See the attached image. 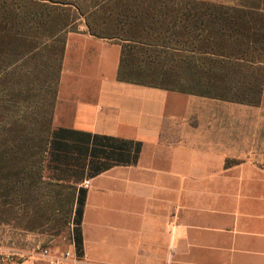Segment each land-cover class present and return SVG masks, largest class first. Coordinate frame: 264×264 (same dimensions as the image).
Wrapping results in <instances>:
<instances>
[{
    "label": "crops",
    "instance_id": "obj_1",
    "mask_svg": "<svg viewBox=\"0 0 264 264\" xmlns=\"http://www.w3.org/2000/svg\"><path fill=\"white\" fill-rule=\"evenodd\" d=\"M122 45L66 40L53 130L127 142L136 163L90 180L86 264H264V115L119 78ZM53 247L54 251L69 248ZM5 264H48L34 253Z\"/></svg>",
    "mask_w": 264,
    "mask_h": 264
},
{
    "label": "rangeland",
    "instance_id": "obj_2",
    "mask_svg": "<svg viewBox=\"0 0 264 264\" xmlns=\"http://www.w3.org/2000/svg\"><path fill=\"white\" fill-rule=\"evenodd\" d=\"M102 1L0 0V254L28 256L39 244L67 247L78 229L73 191L57 180L56 164L43 162L64 43L71 32H88L74 4H99L90 22L122 45V77L264 115V0ZM217 5L262 15L249 19L261 30L254 31L257 42L248 39L254 32L244 38L219 27ZM188 13L197 18L186 19ZM237 38L251 49L244 61L224 58L235 55Z\"/></svg>",
    "mask_w": 264,
    "mask_h": 264
},
{
    "label": "trees",
    "instance_id": "obj_3",
    "mask_svg": "<svg viewBox=\"0 0 264 264\" xmlns=\"http://www.w3.org/2000/svg\"><path fill=\"white\" fill-rule=\"evenodd\" d=\"M102 3L107 5L123 4L124 6L128 5L130 1L103 0ZM74 6L76 9L74 10V12L77 14V16H84L87 18L86 25L90 34L105 39L115 37L114 35H110L101 31L99 27L93 25L90 22V18L94 15L93 8H96L97 6H99V4L93 8L88 9H84V7L77 4H74ZM61 11L63 10L61 9ZM109 12L112 13V10H109ZM51 15L52 11L48 10V13L44 15V17L46 18V22L48 19L51 18ZM254 16L262 17V15L250 13L248 11H245L244 9L231 8L219 5L215 6L213 10V18L215 19L219 27L223 29L224 27H228L233 30V33L235 32L236 34L238 33L240 35H243L244 38L249 37L251 35V32H261L260 29L251 27L249 25L250 20H253ZM193 17L197 18L195 15H190V13L186 15V19L191 20ZM72 23L67 26H71ZM241 26L246 29L245 32L240 31ZM257 32H254L253 37L248 39H253L257 42V38L260 37L258 35L259 33ZM220 34H222L223 36L227 35V33ZM223 40H225L226 43L227 41H229L228 39H222L221 41ZM65 44L66 42L64 43V48ZM233 44L236 46L235 55H225L224 58H228L229 60L234 59L236 61H244L245 57H247L251 49H248V47H243V45L246 43H243L242 39L240 38L235 39ZM222 45L224 46V48H227L226 45ZM64 48L62 51L63 54ZM123 57L124 56L122 54L119 78L123 81L145 84L140 81L128 80L121 76L123 69ZM129 151L130 148L127 142H121L116 139L99 137L96 135L92 136L84 132L63 129L53 130L51 128L46 149H44L45 157L43 159V162H45V160H48L51 163L56 164L55 168L58 169L60 172L58 174L59 179L57 180H59L60 182H65L68 187L73 191V206L75 208L72 209V211H75L74 221L78 228L76 229V232L74 231V238L78 249L81 248L82 244V238L81 234L79 233V229L81 228L84 206L87 198V189L83 186H80V183L84 181V179L96 176L114 166L136 163L139 158L140 148L137 147L133 155Z\"/></svg>",
    "mask_w": 264,
    "mask_h": 264
},
{
    "label": "built area",
    "instance_id": "obj_4",
    "mask_svg": "<svg viewBox=\"0 0 264 264\" xmlns=\"http://www.w3.org/2000/svg\"><path fill=\"white\" fill-rule=\"evenodd\" d=\"M84 186H90V180L84 181ZM70 247L62 251H54L50 246L37 245L34 253L47 260L48 264H86L76 253V241L74 238V230H72V238ZM9 255L0 254V264H5L9 260Z\"/></svg>",
    "mask_w": 264,
    "mask_h": 264
}]
</instances>
